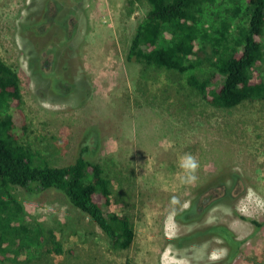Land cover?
Returning a JSON list of instances; mask_svg holds the SVG:
<instances>
[{
  "label": "rangeland",
  "instance_id": "rangeland-1",
  "mask_svg": "<svg viewBox=\"0 0 264 264\" xmlns=\"http://www.w3.org/2000/svg\"><path fill=\"white\" fill-rule=\"evenodd\" d=\"M72 1L75 10L51 1L38 17L45 16V24L28 21L35 17L37 0H0V57L19 76L23 97L22 114L3 107L0 116L14 115L19 130L12 131L53 165L70 161L85 133L95 132L86 158L104 168L112 182L110 209L129 216L135 238L130 248L114 249L60 192L27 196L15 188L23 223L44 240L43 246L36 238L29 241L18 262L4 264H205L224 256L218 239L185 247L169 239L216 222L243 241L233 264H264V101L215 107L187 84L190 74L201 78L213 70L211 38L201 42L202 64L187 73L127 60L135 27L148 10L144 0ZM57 16L73 39L66 62L78 85L62 75L53 83L60 70L45 61L61 49L52 48L53 38L37 42L32 35L47 30ZM208 20L210 31L229 33L237 22L229 19L224 28L218 19ZM31 21L35 25L27 27ZM184 153L199 162L192 185L178 182L177 160ZM226 168L237 172L234 211L216 203L199 225L179 224L175 215L189 206L193 189ZM49 230L61 244L59 254L47 251Z\"/></svg>",
  "mask_w": 264,
  "mask_h": 264
},
{
  "label": "trees",
  "instance_id": "trees-1",
  "mask_svg": "<svg viewBox=\"0 0 264 264\" xmlns=\"http://www.w3.org/2000/svg\"><path fill=\"white\" fill-rule=\"evenodd\" d=\"M51 1L75 8L71 0H39L35 17L30 16L28 21L46 24L45 16L38 17ZM133 1L128 0L129 3ZM144 1L148 10L135 27L127 60L180 74L187 73L202 64L199 55L201 42L211 38L214 57L208 62L213 70L201 78L190 74L187 84L215 107L233 108L245 101H264V0H227L228 5L225 0ZM211 17L216 21L218 19L220 27L224 28L228 27L229 19H236L234 32L217 27L210 31L207 24ZM32 21L27 27L35 25L36 22L33 24ZM50 26L39 32L32 29L33 38L37 42L53 38L56 42H51L52 48L62 49L63 42L66 43L68 38L67 30L58 16ZM54 63L53 67L59 70L64 67V64ZM60 73L73 84L77 81L68 68L67 78L63 70ZM19 82L17 73L0 57V110L6 107L22 114L23 97ZM17 127L11 113L0 116V264L18 262L21 249L35 238L43 246V235H36L23 223L26 217L13 193L15 188H21L27 196L44 190L60 192L70 206L90 219L114 249L130 248L135 238L134 226L128 215L110 209L112 182L100 163L86 158L90 144L93 145L88 140L95 132L85 133L87 138L79 140L82 144L70 161L53 165L39 151L20 141L18 131H12ZM20 129L23 131L25 124H21ZM236 179L237 172L229 168L212 175L193 189L189 206L179 210L175 220L179 224L199 225L207 209L216 203L234 211L233 186ZM217 197L220 198L215 199ZM210 199L215 200L208 203ZM252 222L257 227L261 225ZM47 233L51 246L47 251L61 253V244L55 240L53 231ZM215 239L221 242L225 254L205 264H233L243 241L224 223L202 224L169 240L175 247H185Z\"/></svg>",
  "mask_w": 264,
  "mask_h": 264
},
{
  "label": "clouds",
  "instance_id": "clouds-1",
  "mask_svg": "<svg viewBox=\"0 0 264 264\" xmlns=\"http://www.w3.org/2000/svg\"><path fill=\"white\" fill-rule=\"evenodd\" d=\"M177 167L179 169L177 178L181 185H192L197 182L199 162L192 154L184 153L180 155L177 160Z\"/></svg>",
  "mask_w": 264,
  "mask_h": 264
},
{
  "label": "flooded vegetation",
  "instance_id": "flooded-vegetation-1",
  "mask_svg": "<svg viewBox=\"0 0 264 264\" xmlns=\"http://www.w3.org/2000/svg\"><path fill=\"white\" fill-rule=\"evenodd\" d=\"M39 1V0H38ZM37 1V2H38ZM72 1V0H71ZM35 6V5H34ZM35 8H36V6H35ZM74 10H75V8H74ZM68 14H69V12H68ZM49 25H50V23H49ZM50 27V26H49ZM68 38L65 40L66 41V45L64 46V48H63V50L61 49V53L60 54H56V55H50V56H48L46 59V61H45V63H47V64H49L50 63V65L52 66V69H54V65H56V63H54V62H59L60 64H64V67H62V69H60L61 70V72H62V70H63V72L66 74V78H67V73H66V68H68V64L66 65L65 64V62L67 61V60H69V58L68 57H71V53H72V51H73V48L75 49V47H74V45H73V43H72V41H73V39H72V36L70 37V35L68 34V36H67ZM59 52V51H58ZM67 55V56H66ZM55 56H58L57 58H55ZM37 58V57H36ZM67 58V59H66ZM58 59V60H57ZM67 63V62H66ZM33 66H35V65H33ZM39 67V60H37V68ZM41 69V68H40ZM40 69H38V71H41ZM37 70V69H36ZM69 72H70V70H69ZM61 77V74L60 75H57L54 79V82H53V79H51V78H49L48 80H47V82L48 81H51V82H53L54 84L56 83V82H59L60 81V78ZM42 80L44 81V76H42ZM59 80V81H58ZM61 82V81H60ZM63 82V81H62ZM76 82H78V81H76ZM76 82H74V85H76ZM78 85V84H77ZM75 87V86H74Z\"/></svg>",
  "mask_w": 264,
  "mask_h": 264
}]
</instances>
